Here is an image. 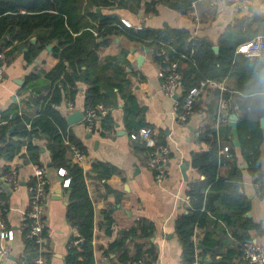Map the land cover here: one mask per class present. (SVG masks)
<instances>
[{"label": "trees", "instance_id": "1", "mask_svg": "<svg viewBox=\"0 0 264 264\" xmlns=\"http://www.w3.org/2000/svg\"><path fill=\"white\" fill-rule=\"evenodd\" d=\"M198 1L158 0V3L186 15ZM111 5L110 0H0V40L17 28L16 37L22 41L40 30L50 31L38 51L57 42L53 54L59 63L46 75L53 87L48 86L50 92L38 116L31 119L14 111L0 123V161H13L26 146L23 164L45 167L41 162L44 148L37 144V141H45L52 167L66 170V179L70 180L66 191L69 193L67 217L79 236L71 241L65 264H96L97 253L111 262L112 255H116L122 264L139 260L156 264L158 261V254L150 241L155 232L152 223L141 219L129 229H120L113 217L116 208L111 204L95 216V198L90 191L99 192L106 201L109 195L117 193L108 182L119 171L108 163L96 161L87 172L74 161L73 147L86 157L88 151L72 134L66 118L57 109L64 98L68 99L67 89H77L79 84H84L87 86L86 107L103 105L111 110L118 107V100L123 101L124 125L130 138L148 128L143 108L128 80L127 71L131 69L126 58L128 52L103 61L99 58L98 51L109 46L113 38L123 36L131 43L152 48L155 60L161 65L167 53L172 62H178L184 92L201 81L223 83L233 77L239 96H264V60L237 54L239 46L258 36L264 41V15L254 12L239 21L222 38L216 53L211 42L193 37L188 31L128 28L117 16L95 11V8ZM148 12L156 14L157 10ZM32 51L30 47V54L26 55L29 63L34 60ZM35 80L36 76L31 74L26 85ZM214 92L220 97L219 91ZM234 92L228 90L222 97L231 102ZM230 111L232 105H229L227 114ZM228 116L219 130L214 127V121L199 130L201 149L192 155L191 167L201 178L189 183L187 203L177 214L174 225L183 264H194L196 257L200 264H205L209 257L211 264H233L235 259L244 260L243 243L253 242L251 232H261V226L247 217L251 201L242 187L244 164L254 183L264 184L260 150L264 130L260 115L246 111L238 121L240 155L233 146V129ZM102 121L105 131L112 132L111 114ZM158 142L166 145L162 139ZM224 147L229 148L228 157L221 154ZM132 150L135 155H144L149 160L150 150L140 141L133 140ZM16 169L20 170V167ZM12 174L11 167L0 170V177L7 178ZM33 182L32 178L28 186ZM7 198L6 193L0 194V200L5 203ZM5 207L8 209L7 203ZM6 216L4 207H0V218L5 220ZM20 231L27 255L23 261L29 263L37 257L38 246L26 239L27 229L20 228ZM45 231L43 237L46 239ZM129 240L134 243V255L128 250ZM77 241L80 242L76 244Z\"/></svg>", "mask_w": 264, "mask_h": 264}, {"label": "crops", "instance_id": "2", "mask_svg": "<svg viewBox=\"0 0 264 264\" xmlns=\"http://www.w3.org/2000/svg\"><path fill=\"white\" fill-rule=\"evenodd\" d=\"M110 1L111 6L95 8V11L103 15H115L122 22L136 29L185 30L193 37L211 42L214 48H219L222 38L229 30L234 29L239 21L248 18L254 12L264 15V0H199L186 15L159 5L158 0ZM151 9H156L157 13H149ZM49 32V30H40L29 39L22 41L16 37V28L13 33H6L0 40L1 63L5 67L4 82L0 86V123H3L4 118L14 111L31 119L40 113L44 100L50 92L47 88L49 85L53 87V84L46 80V75L59 63V59L53 54L57 42H51L45 49L38 51V47H43L42 40L48 37ZM30 47L35 54L31 63L26 58V55L30 54ZM123 52H128L126 58L131 63V69L127 71L128 80L143 108L146 124L148 128L158 133V141L164 140L170 148L166 179L160 184L157 183L155 173L148 166L145 156L134 154L133 140L129 137L124 125L122 100H118V107L111 110L108 108L114 126L112 132L105 131L102 119L96 122L94 131L87 129L84 118L75 125H68L72 134L88 151L84 163L81 164L85 171H90L96 161L108 163L119 171L108 182L117 193L109 195L106 201L102 200V194L99 192L90 191L92 198H95V216L97 217L101 210L106 209L107 204H111L116 208L113 217L120 229H129L141 219L152 223L155 232L150 241L158 254L156 264H183L181 247L174 231L175 218L181 212L183 205L187 203L186 191L189 183L201 178L191 167L192 155L201 149L196 132L212 121L216 128L215 113L217 114L218 111L219 97L213 90L207 91L196 104L194 115L188 122H183L180 119L183 114L180 98H169L162 91V80L159 74L163 65L155 60L152 48L131 43L121 36L113 38L109 46L98 51V55L103 61L108 57H120ZM139 57H143L140 63ZM31 74L36 76V80L31 85H26ZM224 84L227 90L235 91L232 101L229 102V105H232L229 123L233 129V146L240 155L241 147L236 125L246 111L260 115L261 124L264 119V96L252 98L239 96L240 94L236 92V79L233 77L226 80ZM86 90L87 86L84 84H79L77 89L66 90L68 99L64 98L57 108L66 120L77 112L83 113L85 117ZM219 128L216 129L219 130ZM261 128L264 130L262 124ZM37 144L44 148L41 162L45 165L49 179L46 200L48 227L45 231L48 260L49 264H65L70 243L73 238L79 236L77 229L70 224L67 217L69 193L66 192L68 187L64 186L67 176L61 177L58 173L59 169L47 167L51 161L50 154L44 147L45 141H37ZM260 150L264 173V141ZM25 153L26 146H23L21 153L13 161H0V170L11 167L14 172L16 171L19 179L18 185L14 186L6 182V177H0V187L8 197L6 200L8 212L4 226L15 234L14 241L10 243L0 240V244H6L10 248L9 259L4 264H19L27 256L20 228L23 215L29 207L28 182L34 175L35 165L23 164L22 157ZM182 163L189 164L186 172L187 181L181 171ZM17 166L20 170L16 169ZM246 168L244 164L242 187L244 194L251 201V210L247 217L261 226V232H251L252 241L264 251V184L263 186L255 184ZM60 189L61 199L54 196L55 190ZM128 250L131 255H134V243L130 240ZM104 258L105 256L100 257L97 253L96 264H122L116 255H112V262L109 259L104 261ZM219 258L220 256L217 257ZM211 262L209 257L205 264H211ZM233 264H246V261L235 259Z\"/></svg>", "mask_w": 264, "mask_h": 264}, {"label": "built area", "instance_id": "3", "mask_svg": "<svg viewBox=\"0 0 264 264\" xmlns=\"http://www.w3.org/2000/svg\"><path fill=\"white\" fill-rule=\"evenodd\" d=\"M128 28H131L128 23L123 22ZM247 49V51H244ZM165 52V51H164ZM166 53V52H165ZM258 53V55H253ZM164 54V53H163ZM237 54L244 55L249 58H257L264 60V41L261 36L253 39L250 42L244 43L237 49ZM159 56H161L159 54ZM2 54H0V86L4 82L5 67L1 63ZM163 69L159 76L162 80V91L169 98H175L178 96L181 101V107L183 114L180 116L181 121L188 122L190 117L195 113V106L202 96L209 90L219 91V105L216 114V128L218 129L221 124L227 120V111L229 109V101L224 99L222 95L227 92V88L223 83H217L213 81H201L198 86L191 88L189 91L184 92L180 83V73L178 71L179 65L176 61H171L169 55L163 56L162 62ZM109 109L103 105H90L86 108L84 121L89 131H93L95 124L98 120L107 117ZM229 120V116H228ZM201 132L197 131L196 136L199 138ZM158 133L151 128H143L138 134H132L131 139L140 141L145 144V147L150 150V158L148 160V166L154 171L157 183H162L168 175V164L170 158V148L167 145L160 144L158 142ZM74 161L80 165L84 163L86 156H84L76 148H72ZM229 148L224 147L221 149V154L228 157ZM61 177H66L67 172L65 169H59L58 171ZM33 184L28 186L29 192V207L24 213L21 229H27L26 239L32 240L38 246V255L33 258L29 263L21 262L19 264H49L48 260V247L47 241L43 237L44 231L48 227L46 218V200L49 187V179L47 170L45 167L35 166ZM6 182L9 185L17 186L19 183L16 171H13L12 176L6 178ZM70 180L64 181V186L69 187ZM4 193V190L0 187V194ZM5 201L0 200V207H4L5 212H8ZM1 232L0 240L11 242L14 241V231L7 230L4 226V219L0 218ZM80 241H77L78 244ZM7 243V244H9ZM244 250V260L246 264H264V251L259 245L253 242H245L242 245ZM10 256V248L6 244H0V264H4ZM105 257L103 260L106 261ZM128 264H152L145 260H139L135 262H129ZM194 264H200L199 258L196 257Z\"/></svg>", "mask_w": 264, "mask_h": 264}, {"label": "water", "instance_id": "4", "mask_svg": "<svg viewBox=\"0 0 264 264\" xmlns=\"http://www.w3.org/2000/svg\"><path fill=\"white\" fill-rule=\"evenodd\" d=\"M214 51H215L216 53H218V52H219V48H218V47H215V48H214ZM142 60H143V57H139V58H138V62H139V63H140ZM178 98H179L178 96H175V99H178ZM83 118H84L83 113H78V112H77V113H74V114L70 115L69 118H68V120H67V122H68V124H69L70 126H72V125H75V124L81 122V121L83 120ZM235 120H236V119H235ZM261 124H262V127H264V119H262ZM51 166H52L51 163H49V164L47 165V167H51ZM188 169H189V164H187V163H182V164H181V171H182V174H183L184 179H185L186 181L188 180V178H187V174H186V172H187ZM59 194L62 195L61 189H60V190H55V192H54V196H57V198L61 199V197H59Z\"/></svg>", "mask_w": 264, "mask_h": 264}, {"label": "clouds", "instance_id": "5", "mask_svg": "<svg viewBox=\"0 0 264 264\" xmlns=\"http://www.w3.org/2000/svg\"><path fill=\"white\" fill-rule=\"evenodd\" d=\"M244 51H247V49H244ZM253 55H258V53H253Z\"/></svg>", "mask_w": 264, "mask_h": 264}]
</instances>
